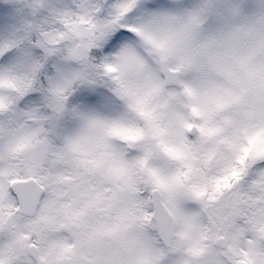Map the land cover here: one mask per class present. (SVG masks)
Wrapping results in <instances>:
<instances>
[{
    "label": "snow or ice",
    "instance_id": "obj_1",
    "mask_svg": "<svg viewBox=\"0 0 264 264\" xmlns=\"http://www.w3.org/2000/svg\"><path fill=\"white\" fill-rule=\"evenodd\" d=\"M0 264H264V0H0Z\"/></svg>",
    "mask_w": 264,
    "mask_h": 264
}]
</instances>
